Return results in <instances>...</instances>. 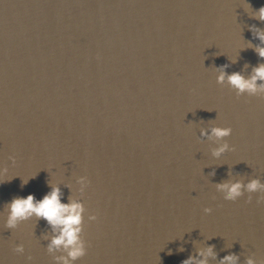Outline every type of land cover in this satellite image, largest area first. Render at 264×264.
Segmentation results:
<instances>
[{
    "label": "water",
    "instance_id": "95a60500",
    "mask_svg": "<svg viewBox=\"0 0 264 264\" xmlns=\"http://www.w3.org/2000/svg\"><path fill=\"white\" fill-rule=\"evenodd\" d=\"M261 6L0 0V264H56L46 220L3 225L8 202L52 184L87 209V254L75 264H196L209 245L208 264L228 254L264 264L262 194L229 201L215 188L264 181V96L216 79L220 66L250 76L264 63L252 27L264 31ZM215 124L233 129L219 159L201 136Z\"/></svg>",
    "mask_w": 264,
    "mask_h": 264
},
{
    "label": "clouds",
    "instance_id": "9594fccd",
    "mask_svg": "<svg viewBox=\"0 0 264 264\" xmlns=\"http://www.w3.org/2000/svg\"><path fill=\"white\" fill-rule=\"evenodd\" d=\"M259 19L264 20V6L258 10ZM255 36L260 40V45L255 46V51L259 57L264 58V31L256 29ZM228 65L220 66L218 83H227L235 90L237 96L247 94L249 96H264V63L255 66L250 76H245L241 72L227 73ZM259 82V83H258ZM233 129L230 126L214 125L208 130H201V136L213 138L216 146L212 149L214 157L219 159L226 152L232 150L231 145L225 139L231 136ZM13 162L15 157H11ZM8 173L7 167H0V183H3L4 177ZM214 174V172L212 173ZM28 181L25 180L24 183ZM80 192L84 193L88 186V178L80 176L78 179ZM218 192L223 195L225 200L236 201L248 193V200H252L253 193H261L259 200L264 201V181L259 177L250 180L236 179L225 180L215 185ZM259 202V201H258ZM6 217L3 218V225L9 229H15L21 222L27 221L35 216L37 219H44L52 229V235L48 239L47 251L49 253L60 252V255L54 257L56 264H75V261L87 254L88 241L84 238L85 213L87 211L83 200L71 199L69 202H62L61 188L58 184L50 185V190L38 199L34 193L26 196L14 197L5 205ZM205 212L210 213L211 208H205ZM89 221L97 220L95 213L88 214ZM214 246L209 245L205 250H201L199 255L204 257L196 261V264H208L207 257L214 256ZM14 251L22 254L25 251L24 245L16 244ZM31 257H29V260ZM195 257L189 256L183 261V264H194ZM239 257L235 254L225 255L221 264H238ZM247 264H256L253 258H248Z\"/></svg>",
    "mask_w": 264,
    "mask_h": 264
}]
</instances>
